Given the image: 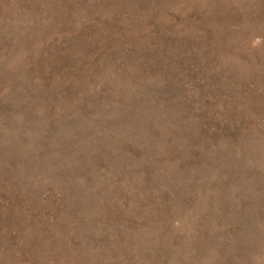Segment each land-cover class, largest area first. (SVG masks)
I'll list each match as a JSON object with an SVG mask.
<instances>
[{
	"label": "rangeland",
	"instance_id": "obj_1",
	"mask_svg": "<svg viewBox=\"0 0 264 264\" xmlns=\"http://www.w3.org/2000/svg\"><path fill=\"white\" fill-rule=\"evenodd\" d=\"M0 264H264V0H0Z\"/></svg>",
	"mask_w": 264,
	"mask_h": 264
}]
</instances>
